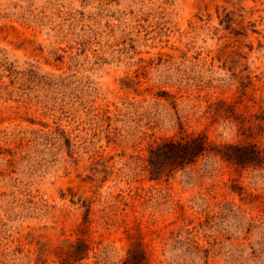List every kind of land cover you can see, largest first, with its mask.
I'll return each instance as SVG.
<instances>
[{
	"label": "rangeland",
	"instance_id": "1",
	"mask_svg": "<svg viewBox=\"0 0 264 264\" xmlns=\"http://www.w3.org/2000/svg\"><path fill=\"white\" fill-rule=\"evenodd\" d=\"M243 126L264 146V0H0V264H264V168L147 166Z\"/></svg>",
	"mask_w": 264,
	"mask_h": 264
},
{
	"label": "trees",
	"instance_id": "2",
	"mask_svg": "<svg viewBox=\"0 0 264 264\" xmlns=\"http://www.w3.org/2000/svg\"><path fill=\"white\" fill-rule=\"evenodd\" d=\"M247 141L217 144L203 134L186 133L181 127L179 136L166 138L149 149L147 158L151 177H170L178 171L196 165L203 158H216L241 171L264 168V146L249 141L253 136L250 127L243 126ZM71 256L81 258L88 252V245L79 241L73 246ZM122 264H149L143 243H135Z\"/></svg>",
	"mask_w": 264,
	"mask_h": 264
}]
</instances>
